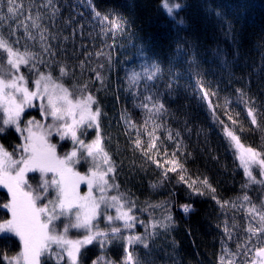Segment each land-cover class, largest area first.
<instances>
[{
  "label": "trees",
  "instance_id": "1",
  "mask_svg": "<svg viewBox=\"0 0 264 264\" xmlns=\"http://www.w3.org/2000/svg\"><path fill=\"white\" fill-rule=\"evenodd\" d=\"M87 1L94 13L101 14L100 18L123 17L126 26L121 31L93 24L94 16H89L83 6ZM20 3L24 15L18 20H4L0 33L8 38L9 25L15 28L20 24L11 41L14 43L18 37L15 47L22 52L27 47L38 54V60L46 61L41 65L37 60L42 71L50 67L53 76H58V64H63L69 71L60 81L65 87L75 90L89 83L102 112L99 123L103 144L117 167L118 192L135 202L133 214L143 222H137L131 233H150L154 222L164 223L169 215L172 218V226L167 231L159 227L155 230L157 235L149 248L134 245V255L142 264H217L222 247L237 252V243L243 244L244 229L251 219L246 214L247 205L244 209L221 208L212 197L234 201L237 205L245 203L237 199L245 193L253 203L259 204L264 198V186L244 187L247 178L243 166L223 131V125L234 130L243 127V132L238 131L242 143L264 151V0H169L170 4L181 5L172 15L163 7L164 0H52L49 7H41L48 0H20ZM6 11L5 4L0 3V15ZM37 14L40 29L32 28V21L25 19L28 15L34 19ZM25 24L35 39L24 35ZM45 28L46 43L51 45L55 56L42 51L39 36ZM80 61H84L83 69ZM153 63L161 68L154 82L142 80L137 86L129 82L132 72L143 74ZM101 64L103 68H99ZM92 69H98L105 78L102 89ZM21 71L32 78L27 69L22 67ZM145 84H154L152 92L159 93L167 109L154 121L139 106L142 99L139 93L148 94ZM169 84L171 89L167 87ZM200 84L214 93L209 100L215 115L208 101L201 99ZM238 89L246 94L243 100ZM249 98L254 101L257 125H252L247 116L244 101ZM33 107L27 110L31 114L24 112L20 121L22 128L28 120L39 121V105ZM228 115L238 123L232 125ZM125 118L134 126H129ZM154 124L159 125L155 136L161 142L160 151L152 150L146 156L144 149L150 142L147 133L153 131ZM138 132L141 148H136L134 143ZM169 132L172 139L168 138ZM96 134L94 128L82 138L91 141ZM21 143V135L14 127L7 126L0 134V144L9 152ZM71 146L66 140L58 144V149L69 151ZM173 152L186 169L183 175L187 183L180 181L179 169L168 172L167 178L163 176L170 167L167 161L173 159ZM83 165L81 162L75 168ZM205 178L215 193L202 183ZM197 189L203 195L197 194ZM118 192L113 189L114 195ZM10 198L8 191L0 186V205ZM185 204L192 209L187 214L181 208ZM10 218L11 214L0 207V222ZM225 223L230 226L231 239L224 233ZM0 236L3 237L0 253L8 257L17 255L22 248L19 238L13 234ZM124 246L123 240H114L103 249L99 244L89 245L81 257L82 264H92L98 257L121 264ZM231 259L244 264L246 257L238 253ZM0 264L8 262L0 259Z\"/></svg>",
  "mask_w": 264,
  "mask_h": 264
},
{
  "label": "snow or ice",
  "instance_id": "2",
  "mask_svg": "<svg viewBox=\"0 0 264 264\" xmlns=\"http://www.w3.org/2000/svg\"><path fill=\"white\" fill-rule=\"evenodd\" d=\"M0 3H4L7 9L5 15H0V24L6 19L18 20L19 16L24 15L20 0H0ZM51 5L52 0H48V4L41 5V7ZM163 7L169 15H172L181 5L179 3L170 4L169 0H164ZM94 15L100 17L101 14L96 11ZM25 19L32 21V28H41V25L37 23V20L40 19L39 14L34 19L31 15L26 16ZM103 21L109 22L110 30L122 31L127 24V21L119 16L114 20H109L106 15L102 18L101 22L103 23ZM21 23L23 22L21 21ZM179 23H183V20H180ZM19 27L20 24H17L15 28L9 25L8 38L0 33V108L4 111L0 134L6 131L7 126H11L21 135L23 141L16 145L12 152L7 151L0 144V185L7 188L11 197L7 203L0 205L11 214L10 219L0 222V234L10 233L18 237L22 248L17 255L12 257L0 253V259L7 260L8 264H47L48 261H51L52 264H82L81 257L89 245L99 244L103 249L114 240H123L125 246L121 264H142L141 260L134 255L132 247L141 245L145 249L149 248L150 242L157 235L155 230L158 227L167 231L172 226L171 216H167L164 223L154 222L152 224L153 231L150 233L123 235V230L132 229L137 222H143L138 221L133 214L135 202L126 199L125 193L118 192L119 185L115 183L117 167L109 152L106 151L100 134L99 119L102 112L97 99L90 90L89 83L70 90L60 82L69 75L66 65L58 64L59 75L53 76L50 67L48 71H42L37 66V53L29 51L27 47L23 52L15 47L14 43L18 44L19 38L17 37L13 43L11 37L16 36ZM45 32H47L46 28L41 31L39 36L42 42V51L50 56H55L56 53L51 51V45L46 43ZM24 35L28 39L36 38L28 31L26 24L24 25ZM97 55H103V53H97ZM38 62L41 65L47 63L42 58H39ZM22 67L32 74L31 79L29 75L21 71ZM80 67L83 69L84 61H80ZM103 67V64L99 65V68ZM91 71L94 73L95 81L100 83L102 89L105 86V78L98 69ZM160 72L159 64L153 63L150 68L144 70L143 74L132 72L128 80L133 86L139 85L142 80L154 82ZM144 87L148 94L139 93L142 97L139 106L147 111L148 119L154 121L161 117L167 109L159 98V93L152 92L154 84H145ZM167 87L171 89L172 85L169 84ZM101 89H97V91ZM200 91L201 99L208 101V106L215 115L214 106L209 100V96L214 93L206 90L203 84H200ZM237 91L240 92L243 100L246 94L243 90L238 89ZM37 99L46 100V105L40 104V111L43 117H51V123L41 125L33 118L28 120L22 128L20 126L21 114L26 106L32 107L33 101ZM244 102L247 107V116L251 118V124L257 125L254 101L249 98ZM228 119L232 125L238 123L231 115H228ZM147 122L146 120L145 125ZM217 122L223 125V121L217 119ZM126 123L129 126H134L127 119ZM33 125L37 129L36 131L33 130ZM93 127L97 132L96 137L90 142H86L82 137L87 135V129ZM158 127L159 125L154 124L153 131L147 133L150 142L144 149L146 156L152 150L160 151L161 142L159 137L155 136V129ZM243 130V127L234 130L232 127L223 125V131L230 144L235 147L236 154L243 166L247 178L244 187L264 186V151L244 145L238 134V131L243 132ZM25 132L27 135H24ZM53 134L59 136L60 140L69 139L71 141L70 150L62 156L57 154V145L50 142L49 137ZM168 138L172 139L171 132H169ZM134 143L136 148L142 147L139 132ZM177 148L179 149V145ZM164 155L165 157L168 155L166 149H164ZM171 156L173 159L167 161L170 167L166 168L163 176L167 178L168 172L175 173L179 169L180 181L187 183L183 175L186 169L178 159H175L176 152L171 153ZM149 159H151L150 156ZM81 162L88 165L85 174H81L75 168V165ZM156 163L159 167V161ZM37 171L41 173V180L33 187L28 183L26 174ZM49 173H51L50 177ZM81 183L87 184L88 192L85 195H81L79 192ZM202 183L212 193H215V188H212L206 178ZM188 186L191 188L192 184ZM113 189L117 190L118 194L108 195ZM196 191L197 194L203 195L198 189ZM53 192L54 196H52ZM94 192H98L99 195H94ZM212 199L216 200L221 208L230 206L244 209L246 204V214L251 217L244 229L246 238L243 244L237 243V252H231L226 247H222L217 264H237V261L231 257L237 256L238 253L246 257L244 264H264V198L259 201V204L253 203L252 198L245 193L242 198H237L245 202L239 205L234 201H220L215 195ZM110 208H115V216L107 214V210ZM181 208L185 214L192 210L191 206L187 204L181 205ZM101 215H104L109 225H114L115 221H122L123 229L116 226L101 229L98 223ZM61 217L68 219V223L63 226V231H59L55 225V221ZM70 228L82 229L83 234L76 239H70L67 235ZM223 230L228 239H231L232 232L227 223ZM2 238L0 236V239ZM253 238L256 243H253ZM92 264H115V262L98 257Z\"/></svg>",
  "mask_w": 264,
  "mask_h": 264
},
{
  "label": "rangeland",
  "instance_id": "3",
  "mask_svg": "<svg viewBox=\"0 0 264 264\" xmlns=\"http://www.w3.org/2000/svg\"><path fill=\"white\" fill-rule=\"evenodd\" d=\"M83 6H84V8H85V10L87 11V13H88V15L90 16V15H93L94 16V18H95V20L93 21V24H98V25H100L101 27L100 28H103V26L104 27H106V26H109V22L108 21H103V23L101 22V20H102V18H100V17H96L95 15H94V12L92 11V8H91V6H90V3L87 1V2H84L83 3ZM105 24V25H104ZM110 27V26H109ZM37 49H39V47L37 48ZM41 103H44L45 105H46V100H44V101H41V100H39V99H37V100H34L33 101V105L34 104H38L39 105V108H40V104ZM33 107V106H32ZM32 107H25V110H24V112H26L27 114H31L30 112L31 111H27V110H30V109H32ZM35 107H33V109H34ZM24 112L21 114V117H20V121L21 120H23V118H24ZM40 112V113H39ZM39 112H37V113H39L40 114V119H39V123L41 124V125H47V124H49V123H51V117H47V118H45V117H43L42 116V114H41V111H39ZM0 118H1V120L3 121V119H4V111H3V109L2 108H0ZM27 119V118H26ZM27 123V122H26ZM25 123V124H26ZM95 127H93V128H90V129H87V132L88 131H91V130H93ZM33 130L34 131H36L37 129H36V127H35V125H33ZM24 135H27V133L25 132L24 133ZM49 139H50V142H52V143H55L56 145H57V154L58 155H63L65 152H67L68 150H66V148H64V150H59L58 149V144H61L62 143V141H69L70 142V145H72L71 144V141L69 140V139H66V140H60V138H59V136H57V135H55V134H53L51 137H49ZM23 142V141H22ZM87 142H90V141H87ZM19 155V154H18ZM17 155V156H18ZM80 164V163H79ZM84 165L83 166H81L80 168H78V169H76L77 171H79V172H81V174H85L86 172H87V169H88V165L87 164H85V163H83ZM78 165V164H77ZM76 166V165H75ZM111 175V174H110ZM34 176H36V178L34 177ZM48 176L50 177L51 176V173H49L48 174ZM26 179L28 180V183L29 184H31V185H33V187H35L39 182H40V180H41V173H39L38 171L37 172H29V173H27L26 174ZM32 179H36L35 180V183H32ZM110 182V181H109ZM1 187H3L4 189H6L7 190V188H5L3 185H0ZM8 191V190H7ZM79 192H80V194L81 195H85L87 192H88V187H87V184L86 183H81L80 185H79ZM55 195V193L53 192L52 193V196H54ZM94 195H99V193L98 192H94ZM108 195H114V193H113V190L112 191H110L109 193H108ZM49 198H51V197H49ZM45 203L47 202V201H44ZM107 214H110V215H112V216H115L116 215V210H115V208H110V209H108L107 210ZM66 223H68V219L66 218V217H61L59 220H57V221H55V225H56V228L59 230V231H63V226H64V224H66ZM98 223H99V227L101 228V229H108V228H110L111 226H116V227H121L122 229H123V222L122 221H115V223H114V225H109L107 222H106V220H105V217H104V215H101L100 217H99V219H98ZM132 232V229H129V230H123V235L124 236H127V235H129V234H134V233H131ZM10 234V233H9ZM83 234V230L82 229H75V228H70L69 229V232H68V237L70 238V239H76V238H78V237H80L81 235Z\"/></svg>",
  "mask_w": 264,
  "mask_h": 264
}]
</instances>
